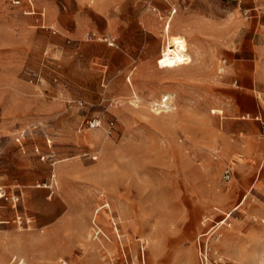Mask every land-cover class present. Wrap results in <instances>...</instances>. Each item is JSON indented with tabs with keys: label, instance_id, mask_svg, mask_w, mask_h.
I'll return each instance as SVG.
<instances>
[{
	"label": "rangeland",
	"instance_id": "1",
	"mask_svg": "<svg viewBox=\"0 0 264 264\" xmlns=\"http://www.w3.org/2000/svg\"><path fill=\"white\" fill-rule=\"evenodd\" d=\"M223 218L264 264V0H0V264H205Z\"/></svg>",
	"mask_w": 264,
	"mask_h": 264
},
{
	"label": "built area",
	"instance_id": "2",
	"mask_svg": "<svg viewBox=\"0 0 264 264\" xmlns=\"http://www.w3.org/2000/svg\"><path fill=\"white\" fill-rule=\"evenodd\" d=\"M13 2H20V0H13ZM169 100H170L169 98L163 97L162 101L160 103L156 104L157 108L164 109V108L170 107L171 105H170V101ZM88 124H89L90 128H97V127L101 126V120L100 119H92V120L88 121ZM113 124L114 123L111 122V125H113ZM232 176H233V168H232V166L228 165L224 169L223 177H224L225 180H230ZM223 225L231 226V222L228 221L227 218H223L222 220H220V222L216 225L214 230L207 237V242H205V247H204V252H203L205 264H213V262L215 260L213 259L212 255L214 253L215 254L219 253L218 249H216L214 251H213V249L215 248V244H217V242L215 240L216 235L218 234V231L221 229V227ZM96 229H98V231L95 230V232H97V233L100 232V233L104 234V232H103L101 227L96 226ZM118 237H119V235H118ZM212 243H213L214 246L212 245ZM122 252L125 254V250L122 249ZM124 258H126V255L124 256Z\"/></svg>",
	"mask_w": 264,
	"mask_h": 264
},
{
	"label": "bare ground",
	"instance_id": "3",
	"mask_svg": "<svg viewBox=\"0 0 264 264\" xmlns=\"http://www.w3.org/2000/svg\"><path fill=\"white\" fill-rule=\"evenodd\" d=\"M170 25L166 31L169 32ZM162 62L167 67L179 68L183 65L190 64L193 58L190 54L189 44L184 35H170L168 42L164 46L161 53Z\"/></svg>",
	"mask_w": 264,
	"mask_h": 264
},
{
	"label": "crops",
	"instance_id": "4",
	"mask_svg": "<svg viewBox=\"0 0 264 264\" xmlns=\"http://www.w3.org/2000/svg\"><path fill=\"white\" fill-rule=\"evenodd\" d=\"M144 26H145V23H144ZM72 34H74V33H72Z\"/></svg>",
	"mask_w": 264,
	"mask_h": 264
}]
</instances>
